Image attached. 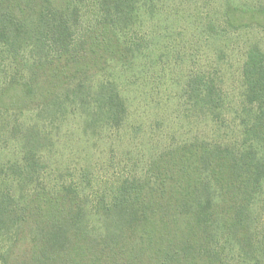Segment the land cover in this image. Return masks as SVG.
<instances>
[{
  "label": "trees",
  "instance_id": "obj_1",
  "mask_svg": "<svg viewBox=\"0 0 264 264\" xmlns=\"http://www.w3.org/2000/svg\"><path fill=\"white\" fill-rule=\"evenodd\" d=\"M172 1L0 0V122L23 153L0 160V236L9 241L1 263L264 264L259 42L246 48L231 87L217 71L190 76L184 117L197 118L196 133L166 144L108 193L41 182L47 128L76 112L92 133L124 125L128 103L113 71L135 66L143 15ZM223 14V32L264 31V0H226ZM88 176L85 167L81 181ZM98 215L102 232L89 224Z\"/></svg>",
  "mask_w": 264,
  "mask_h": 264
},
{
  "label": "rangeland",
  "instance_id": "obj_2",
  "mask_svg": "<svg viewBox=\"0 0 264 264\" xmlns=\"http://www.w3.org/2000/svg\"><path fill=\"white\" fill-rule=\"evenodd\" d=\"M249 1L233 0L236 5ZM225 3L226 0H174L160 15L150 17L146 12L141 20L145 37L135 66L113 71L128 103L124 125L117 131L103 126L92 133L85 129V118L76 112L59 128H47L52 140L40 151L41 182L55 188L71 181L89 196L108 193L114 182L144 168L166 144L196 133L193 122L197 118L184 117L188 105L183 90L190 76L217 71L224 76V85L231 87L240 78L246 48L253 42L264 48V31L260 29L222 31ZM102 78L94 79L95 84ZM33 117L31 112L24 115L30 124ZM1 124L0 160L22 158L20 145L13 142ZM85 167L89 176L87 182H82ZM58 169L63 176L57 175ZM89 224L97 232L105 228L99 215L91 217ZM2 238L0 255L9 243Z\"/></svg>",
  "mask_w": 264,
  "mask_h": 264
}]
</instances>
